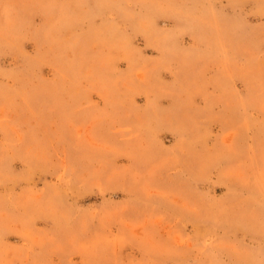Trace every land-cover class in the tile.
Instances as JSON below:
<instances>
[{
	"label": "rangeland",
	"instance_id": "1",
	"mask_svg": "<svg viewBox=\"0 0 264 264\" xmlns=\"http://www.w3.org/2000/svg\"><path fill=\"white\" fill-rule=\"evenodd\" d=\"M0 264H264V0H0Z\"/></svg>",
	"mask_w": 264,
	"mask_h": 264
}]
</instances>
